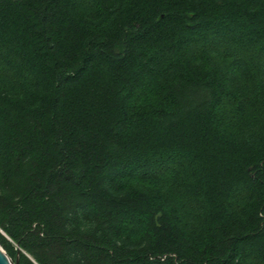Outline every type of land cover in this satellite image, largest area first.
<instances>
[{
  "label": "trees",
  "instance_id": "obj_1",
  "mask_svg": "<svg viewBox=\"0 0 264 264\" xmlns=\"http://www.w3.org/2000/svg\"><path fill=\"white\" fill-rule=\"evenodd\" d=\"M264 0H0V245L17 264H264Z\"/></svg>",
  "mask_w": 264,
  "mask_h": 264
},
{
  "label": "water",
  "instance_id": "obj_2",
  "mask_svg": "<svg viewBox=\"0 0 264 264\" xmlns=\"http://www.w3.org/2000/svg\"><path fill=\"white\" fill-rule=\"evenodd\" d=\"M0 231L4 234V232L0 229ZM0 264H17L12 260L6 250L0 245Z\"/></svg>",
  "mask_w": 264,
  "mask_h": 264
},
{
  "label": "rangeland",
  "instance_id": "obj_3",
  "mask_svg": "<svg viewBox=\"0 0 264 264\" xmlns=\"http://www.w3.org/2000/svg\"><path fill=\"white\" fill-rule=\"evenodd\" d=\"M261 66V68H264V60H263V65H260Z\"/></svg>",
  "mask_w": 264,
  "mask_h": 264
}]
</instances>
